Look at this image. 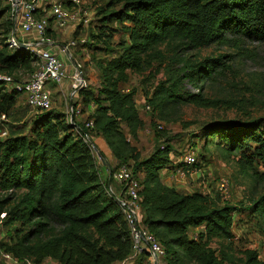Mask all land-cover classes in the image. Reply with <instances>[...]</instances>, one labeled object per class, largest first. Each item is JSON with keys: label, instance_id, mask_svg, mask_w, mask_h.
<instances>
[{"label": "trees", "instance_id": "1", "mask_svg": "<svg viewBox=\"0 0 264 264\" xmlns=\"http://www.w3.org/2000/svg\"><path fill=\"white\" fill-rule=\"evenodd\" d=\"M8 6L7 0H0V76L12 78L11 82L0 78V123L2 115L12 116L23 95L13 84L38 68L32 52L7 42L14 25ZM98 15V32L90 35L88 45L104 38L109 48L116 33L126 37L111 50V59L98 62L99 87L88 85L79 91L82 102L93 103L94 111L78 121L54 106L35 109L37 113L7 127L8 135L0 138V214L6 212L3 225H19L13 242L0 250L23 264L31 259L40 264L46 258L59 264H152L148 250L135 255L131 228L117 194H112L109 179L97 164L93 145L95 137L101 136L117 160L112 173L125 164L141 182V222L163 246L167 264H264L257 249H235L233 228L238 209L264 217V191L242 208L224 201L217 190L187 192L168 185L161 171L175 167L174 147L158 123L173 120L171 113L184 105H229L231 99L203 92L207 81L229 67L224 55L192 60L184 54L212 44L264 42V0H107ZM64 32L49 30L58 41ZM163 44L172 51L168 76L146 97L158 145L144 157L132 143L140 137L144 120L136 89H126L128 70L143 71L155 61L162 65L167 59L160 49ZM185 81L198 91L187 89ZM78 100L73 101L75 107ZM260 119L211 122L201 130L207 143L216 138L227 153L238 156L243 172H251L256 182H264ZM179 166L187 169L183 161ZM194 167L203 166L197 161Z\"/></svg>", "mask_w": 264, "mask_h": 264}, {"label": "rangeland", "instance_id": "2", "mask_svg": "<svg viewBox=\"0 0 264 264\" xmlns=\"http://www.w3.org/2000/svg\"><path fill=\"white\" fill-rule=\"evenodd\" d=\"M62 1L66 2L67 0ZM106 1L83 0L81 6L88 11L89 25L84 29L82 27L77 28L78 30L76 29L75 32L68 36L62 34L59 37V41L67 42L73 36L80 35H88L91 39L90 35L98 32L97 25L100 23V15L98 14ZM122 37H126L124 33H116L110 42L109 48L104 43V38H100V40L97 39L96 44L74 49V56L81 62L84 75L90 87H99L101 83L100 63L113 57L111 50L117 49V44ZM160 49L167 57L163 64L161 65L160 61H155L152 66H146L143 71L128 70L130 78L128 83H126L127 90L136 89L137 104L144 120L140 137L137 140H132V143L141 150L144 157L149 156L158 145V139L152 124L153 113L145 106L147 92H152L161 81L167 78V69L169 68L167 64L170 63L168 57L172 55L171 48L166 44L160 46ZM220 54L224 55L223 59L226 64H229V67L214 81H207L203 92L212 98L231 99V102L229 105L222 103L216 108L184 105L180 110L178 109L171 113L173 120L167 122L158 121L167 131V136H170L174 147L172 158L175 167L163 169L162 174L167 177L174 175L171 179V184L181 188L183 191L200 190L210 192V194H214L216 191L219 180L227 177L230 180L231 188L230 198L227 201L231 205L246 208L264 191V182H256L251 172H243L238 161L239 157L227 153L226 149L218 145H223L218 139L215 138L213 139L214 141L210 139V142L207 143L202 136L201 130L206 124L219 121L248 122L261 118L260 120L264 123V42L245 40L238 44L237 42L212 44L199 50H190L184 56L186 58L190 57L192 60H199L206 56H219ZM67 64L68 77L66 79H71L73 82V77L70 78V76L71 71L74 72V69L69 61H67ZM28 78V75H26L24 80ZM48 85L55 84L49 82ZM184 85L189 90L198 91L188 81H185ZM71 87L68 88L69 91ZM73 100H76L74 95ZM71 103L72 100L70 101L69 97H67V100L63 99L58 104L60 106L59 110L71 113ZM37 112L27 105L25 96L21 95L12 116L6 117L8 119L6 121L7 127L10 129L17 122H24ZM189 146L196 148L199 164L203 166L204 178L192 173L185 175L184 178L176 175L177 170L182 168L179 164L183 161V155L189 149ZM96 156L98 158V155ZM263 171L264 169L260 168V172ZM245 210L242 209L241 212V209H238L234 213V247L237 251L244 248H255L264 259V217ZM16 226L19 225L15 223L0 227V248L8 246L16 238ZM43 237H46V234ZM213 246L217 247L216 242H213ZM8 264L23 263L17 258L16 261H10ZM26 264L35 263L31 259L26 261ZM40 264L59 263L51 258H46ZM159 264L167 263L164 259H161Z\"/></svg>", "mask_w": 264, "mask_h": 264}, {"label": "built area", "instance_id": "3", "mask_svg": "<svg viewBox=\"0 0 264 264\" xmlns=\"http://www.w3.org/2000/svg\"><path fill=\"white\" fill-rule=\"evenodd\" d=\"M82 3L83 0H67L66 2L62 0H7L8 14L14 24L7 39L8 44L14 48H26L38 59L36 71L27 80L13 84V87L25 96L26 103L34 109L49 110L52 108L53 98L48 84L52 82L59 85L65 81L68 77L67 61L74 69L73 94L88 86L82 64L75 58L73 51L78 47L85 48L91 43L89 36L80 35L71 38L66 43H61L49 34V30L65 31L73 26L76 30L79 25L84 28L88 26L90 23L88 11L83 9ZM51 19L53 26L50 24ZM0 78L8 82L12 81V78L6 75H1ZM145 106L148 110L151 109L147 103ZM7 120L5 115L1 116L0 138L8 135ZM88 125H93V122ZM197 161L196 150L189 147L183 155V162L187 169L181 166L182 168L177 170L176 175L184 178L185 175L192 173L204 178L203 169L194 167ZM112 174L114 180L120 183L121 191L116 193L111 186L110 190L112 194H117V201L131 228L135 255L146 249L150 254L151 263L159 264L165 255V250L156 236L149 232L141 222L142 210L139 203L141 182L125 164L120 165ZM216 190L222 199L227 201L231 194L230 180L227 177L221 178ZM5 217L6 212H2L0 227ZM0 260L10 262L13 261V256L0 250Z\"/></svg>", "mask_w": 264, "mask_h": 264}, {"label": "crops", "instance_id": "4", "mask_svg": "<svg viewBox=\"0 0 264 264\" xmlns=\"http://www.w3.org/2000/svg\"><path fill=\"white\" fill-rule=\"evenodd\" d=\"M75 28L76 27H74V26L70 27V28L66 29L63 34L65 36H68L75 31ZM73 73L74 72L71 71L70 78H72ZM70 86H72L71 79H68V80L65 79V81L59 85L55 84V85L49 86L50 91H51V95L53 98L54 108L59 110L60 109V106H58L59 102L62 101L63 99L67 100V97H69V100L70 101L72 100L71 113H69L68 111H65V110H61V111H64L65 113H67L68 118L70 120H73L75 117L76 120L82 121L94 111V104L89 103L86 106L82 102V100L80 99L79 91L76 92L75 94H73L72 87H71L70 91L68 90V88ZM73 95H74V97H76V100H78V98L80 99V100H78V104L76 107L74 106ZM94 140L98 143V144L96 143L97 145L95 144L97 146L96 154L98 155L97 164H98L99 168L101 169L103 176L109 179L110 186L112 188L114 187L113 189L115 192L120 193V191H121L120 190L121 189L120 183L115 181V180H112V178H111L112 167L116 166L117 160L114 158L109 145L107 144L106 140L103 137L98 136V137H95ZM161 178L165 183H167L168 185H171L172 175L167 177L164 174H162V171H161Z\"/></svg>", "mask_w": 264, "mask_h": 264}, {"label": "water", "instance_id": "5", "mask_svg": "<svg viewBox=\"0 0 264 264\" xmlns=\"http://www.w3.org/2000/svg\"><path fill=\"white\" fill-rule=\"evenodd\" d=\"M72 122H73V121H72ZM93 146H94V147H95V149L97 150V146H96L95 144H94Z\"/></svg>", "mask_w": 264, "mask_h": 264}]
</instances>
